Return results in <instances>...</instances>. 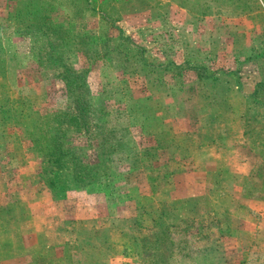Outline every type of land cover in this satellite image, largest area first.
<instances>
[{
    "label": "rangeland",
    "instance_id": "1",
    "mask_svg": "<svg viewBox=\"0 0 264 264\" xmlns=\"http://www.w3.org/2000/svg\"><path fill=\"white\" fill-rule=\"evenodd\" d=\"M256 1L261 10L247 15L253 42L244 52L259 65L260 80L245 94L238 126L215 125L220 119L207 125L195 107L188 110L191 124L164 121L173 109H163L157 96L115 95L108 86L101 95L91 94L88 76L102 66L96 58L102 52L115 73L138 67L127 61V46L115 44L117 31L123 40L143 43L150 34L145 23L163 14L179 19V7L193 15L222 3L241 11ZM0 19L3 28L26 38L20 46L22 94L14 90L13 72H5L0 39V146L18 140L36 157L45 187L57 203L64 201L67 215L79 188L53 179L51 189L45 174L86 176V190L96 192L99 173L112 176L111 167H118L117 180H104H120L121 191L128 185L143 199L162 198L151 211L139 202L138 219L148 218L146 223L129 222L125 210L113 208L114 220L41 252L39 264H264V0H0ZM146 164L152 187L135 168ZM0 213L8 219L0 221L7 245L0 257H10L17 207L13 202Z\"/></svg>",
    "mask_w": 264,
    "mask_h": 264
},
{
    "label": "crops",
    "instance_id": "2",
    "mask_svg": "<svg viewBox=\"0 0 264 264\" xmlns=\"http://www.w3.org/2000/svg\"><path fill=\"white\" fill-rule=\"evenodd\" d=\"M257 3L241 11L233 8L231 3H222L210 7L207 12L193 15L187 8L179 7V19L163 14L157 20L145 23L144 32L150 34L143 43L130 37L123 40L117 31L118 37L113 39L115 44L127 46V61L129 64L134 62L138 67L133 73H115L110 65L107 67L104 64L109 61L102 52L96 57L100 58L102 66L88 76L91 94L101 95L104 86H108L115 95L157 96L163 109H173L164 121H187L191 124L188 110L195 107L203 112L199 119H206L207 125L213 124L210 122L212 118L223 120L214 122L215 125L238 126L241 111L246 108L245 94L253 92L260 80L257 74L259 65L253 56L244 52L253 42L249 35V28L253 27L247 15L260 12ZM240 20H245L244 26L240 25ZM0 30L9 68L7 75L10 77L13 72L14 90L16 94H22L23 83L18 84V81L24 69L21 47L26 38L3 32L1 22ZM10 45L13 47L10 48ZM197 53L203 56L207 66L206 74L202 76L192 67L191 57ZM155 67L159 68L158 75L152 72ZM184 94H191V97ZM7 142L5 147L0 146V209L14 202L17 218L11 225L10 257H1L0 264H39L41 252L61 248L66 242L76 240L81 229L91 231L103 228V221L114 220L113 208L125 210L126 218L132 222L139 220L141 200H144L148 211L160 205L162 198L143 199L134 194L128 185L127 190L124 189L126 191H121L119 180L111 185L116 199L114 205L109 202L110 192H88L79 188L73 192L71 214L67 215L64 201L62 205L57 203L45 187L36 157L18 146L15 143L18 140ZM149 167L146 164L135 168H139L146 184L152 187ZM2 219L7 221V215L2 217L0 213V221ZM147 220L145 218L139 222L146 223ZM75 226L77 230L72 229ZM134 235L136 233L132 232V237Z\"/></svg>",
    "mask_w": 264,
    "mask_h": 264
},
{
    "label": "trees",
    "instance_id": "3",
    "mask_svg": "<svg viewBox=\"0 0 264 264\" xmlns=\"http://www.w3.org/2000/svg\"><path fill=\"white\" fill-rule=\"evenodd\" d=\"M87 8V7H86ZM84 9V10H88V9ZM67 12V11H66ZM17 30V29H16ZM6 31V33L7 32H9L10 34H20L21 36H23V37H25V35L21 32V31H13V32H11L9 29H7V28H3V32H5ZM2 35H1V30H0V39H1V42H2V37H1ZM2 46H3V43H2ZM4 47V46H3ZM128 49V48H127ZM129 50V49H128ZM127 50V51H128ZM126 51V52H127ZM6 54V53H5ZM127 54H128V52H127ZM192 58V67L194 68V70L200 75V76H202V75H205L206 74V70H207V66L205 65V62H204V58H203V56H201V55H199L198 53H197V55H195V56H192L191 57ZM4 66L6 67L7 66V60H6V55H5V57H4ZM7 71H8V69H7V67H6V69H5V72L7 73ZM257 88V84H256V86H255V89ZM68 92H69V89H68ZM184 96H188L189 98L191 97V94H184ZM247 100V99H246ZM82 111V110H81ZM84 111H85V116L86 117H89L90 115H91V113L89 112V109L88 108H84ZM83 111V112H84ZM213 112V111H212ZM218 114H220V112H218ZM81 115H82V113H81ZM75 116V115H74ZM76 117V116H75ZM18 118V117H17ZM16 118V119H17ZM211 120H212V118H211ZM111 153H115V150H111L110 151ZM109 152V153H110ZM117 153V152H116ZM55 161H53V162H55V164H59V160H57L56 158L54 159ZM113 160H114V158H113ZM115 168H116V170H115ZM114 169H112V167H111V173H112V176H109V174H107V173H99V177H102V181H99L98 183L96 182L95 183V185H94V187H93V189L92 190H94V191H99V190H101V191H105V192H109V186L110 185H112L114 182L112 181V183H110V181H105L104 179H108V177H111V179H113V177H114V175H115V178H116V180H117V178H118V176H119V170H117V167H115ZM71 178L72 179H70L68 176H65V175H63V174H54L53 175V177H52V179L51 178H46V174H45V179H46V183L48 184V186L51 188V187H53V185H54V183H53V179H58V182L59 183H62V184H65V183H67V184H72L73 186H74V188H83V189H86V188H88V187H86V184L84 183L85 181H86V176H83V175H77V174H75V175H72L71 174ZM89 179V178H88ZM85 180V181H84ZM90 180V182H92L93 181V179H89ZM72 181V182H71ZM80 182V183H79ZM77 183H79L78 185H77ZM71 185V186H72ZM67 188H68V185H67ZM52 189V188H51ZM66 189V188H65ZM91 189V188H90ZM6 240H2L1 238H0V248H2V249H0V255H2V254H5V253H3V252H7L5 249L7 248V245H6ZM3 250V251H2ZM6 256V255H5ZM3 257V256H2ZM1 258V257H0Z\"/></svg>",
    "mask_w": 264,
    "mask_h": 264
}]
</instances>
